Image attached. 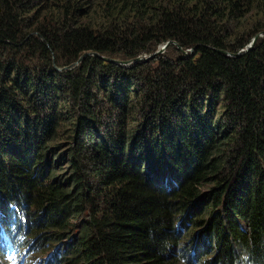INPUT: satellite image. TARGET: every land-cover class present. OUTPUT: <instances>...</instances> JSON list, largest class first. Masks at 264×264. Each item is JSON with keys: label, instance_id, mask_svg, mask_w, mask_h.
<instances>
[{"label": "trees", "instance_id": "1", "mask_svg": "<svg viewBox=\"0 0 264 264\" xmlns=\"http://www.w3.org/2000/svg\"><path fill=\"white\" fill-rule=\"evenodd\" d=\"M259 34L264 0H0V264H264Z\"/></svg>", "mask_w": 264, "mask_h": 264}, {"label": "water", "instance_id": "2", "mask_svg": "<svg viewBox=\"0 0 264 264\" xmlns=\"http://www.w3.org/2000/svg\"><path fill=\"white\" fill-rule=\"evenodd\" d=\"M261 37H263V34H259V35L255 36V37H253V38L251 39V41L249 42V44L246 46V48L243 49L242 51H240V53H238V54L235 55V56H240L241 54H243V53L247 52L248 50H250V49L253 47V45L256 43V41H257L259 38H261ZM171 44L176 46V44H175L174 42H166V43L162 44L161 46H159L158 50H157L156 52L152 53L151 55L145 56V57H143V58H142V57H137V58L134 59V60L126 61V62L117 61V60H112V59H109V58H106V57L98 56L96 53H93V54H84V55L81 56V58L79 59L78 62H81V61L83 60L84 57H86V56H88V55H92V56H94V57H100V59H102V60L105 61V62L112 63V64H115V65H118V66H122V67L130 68L131 66H133V65L136 64V63L144 62V61H147V60H149V59H151V58H153V57H155V56H157V55L163 54L164 51H165V49H166L169 45H171ZM177 48H178L179 50H181L180 47L177 46ZM190 52H191V51H190ZM222 53L225 54L224 52H222ZM185 54H186V52H185ZM225 55H226V54H225ZM227 55H228V54H227ZM67 69H69V68H67Z\"/></svg>", "mask_w": 264, "mask_h": 264}, {"label": "rangeland", "instance_id": "3", "mask_svg": "<svg viewBox=\"0 0 264 264\" xmlns=\"http://www.w3.org/2000/svg\"><path fill=\"white\" fill-rule=\"evenodd\" d=\"M51 1H52V0H51ZM263 38H264V35H263ZM158 48H159V47H158ZM157 50H158V49H157ZM165 51H166V49H165ZM165 51H164V53H165ZM149 55H151V54H149ZM145 56H148V55H142L141 57L143 58V57H145ZM167 56H168V57H173L174 54H173V56H171L170 53H169V54H167ZM112 60H114V59H112ZM59 141L61 142L62 147L59 149L58 152H61V151L66 150L67 146H65V144H66V143H65V140L62 139V140H59ZM64 166H65V165H62L61 168L65 169ZM59 173H60V172H59ZM86 216H87V215H85V217H82V220H83V221H85V220L87 219ZM80 222H81V219H79L78 221L72 223V227H70V231L68 232V235L66 236V239L64 240V241H65L64 243L68 242L69 239H71V237H73V236H76V237H77V236L80 235V232H81ZM39 244H41V240H40V243H39ZM56 246H57V245H56ZM58 246H61V247H62L61 244H60V245L58 244ZM45 248L48 249L47 246H46ZM53 249H54V248L48 249V251H51V250H52V251L50 252V254H53V252H55V251H53Z\"/></svg>", "mask_w": 264, "mask_h": 264}, {"label": "bare ground", "instance_id": "4", "mask_svg": "<svg viewBox=\"0 0 264 264\" xmlns=\"http://www.w3.org/2000/svg\"><path fill=\"white\" fill-rule=\"evenodd\" d=\"M6 246H7V245H6ZM6 246H5V247H6Z\"/></svg>", "mask_w": 264, "mask_h": 264}]
</instances>
